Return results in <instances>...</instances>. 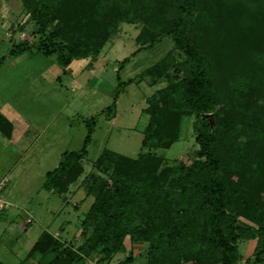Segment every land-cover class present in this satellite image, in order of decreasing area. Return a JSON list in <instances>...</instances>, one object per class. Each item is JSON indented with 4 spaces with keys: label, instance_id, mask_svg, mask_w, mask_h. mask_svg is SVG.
Here are the masks:
<instances>
[{
    "label": "trees",
    "instance_id": "1",
    "mask_svg": "<svg viewBox=\"0 0 264 264\" xmlns=\"http://www.w3.org/2000/svg\"><path fill=\"white\" fill-rule=\"evenodd\" d=\"M24 1L42 31L53 24L50 36L71 40L72 35H67L70 29L82 27L85 39H76L74 44L79 51L86 46L98 53L121 21H150L156 31L173 38L176 48L186 55L180 63L186 74L149 98L146 110L152 122L146 131V145L154 144L161 131L164 140L160 144L176 140L183 113L198 116L214 112L216 116L213 130L206 119L201 120L197 135L201 158L190 166L181 164L178 177H172L171 167L157 173L154 166H159L161 159L147 153L138 158L118 156L111 173L115 187L106 183L101 189H91L95 199L82 224L95 227L86 249L85 245L75 249L43 231L26 256L37 253L43 264H76L81 249L89 254L103 245L102 259L108 260L122 247L125 235L131 234L147 243V264H238L241 255L237 240L255 235L261 242L248 264H264V102H260L258 92L264 91V58L256 52L255 59L254 52L247 49L254 37L260 40L258 49H264V25L253 24V17L249 21L256 12L250 15L247 0ZM63 3L65 10L75 15L71 20L74 24L67 28L59 11ZM218 18L224 20V28L239 36L231 33L225 38L216 32ZM84 19L94 23L92 29L86 27L89 22ZM79 20L83 25L76 22ZM71 50L77 53L74 47ZM237 61L241 64L238 69ZM166 67L157 64L147 72L157 75ZM243 70L259 78L260 90L245 95L235 90L236 78ZM247 114L254 118L250 143L239 138L238 123ZM11 128V122L0 113L1 131L10 136ZM83 154L64 153L58 166L47 172L46 184L61 193L68 191L83 172ZM239 215L256 226L240 222ZM132 261L129 255L116 264ZM0 264L7 263L0 258Z\"/></svg>",
    "mask_w": 264,
    "mask_h": 264
},
{
    "label": "rangeland",
    "instance_id": "2",
    "mask_svg": "<svg viewBox=\"0 0 264 264\" xmlns=\"http://www.w3.org/2000/svg\"><path fill=\"white\" fill-rule=\"evenodd\" d=\"M246 3L250 15L256 12L249 21L253 17V24L264 25V2ZM65 8L64 3L59 5L67 28L74 24L71 20L75 15ZM76 22L83 25L82 20ZM89 23L86 27L92 29L94 23ZM52 25L42 31L24 0H0V113L12 124L10 136L0 129V258L7 264H43L37 253L26 256L43 231L75 249L88 243L95 226L85 228L82 220L95 199L91 189H101L106 183L115 187L111 173L120 154L138 158L147 153L160 158V165L154 166L157 173L171 167L172 177H178L181 164L190 166L201 158L197 153L201 120L209 122L210 130L216 127L214 112L198 116L183 113L177 138L171 144L159 143L164 140L160 135L163 131L156 134L154 144L144 143L152 122L146 110L149 98L186 74L180 65L185 53L150 21L119 22L98 53L86 46L80 51L75 47L76 39H85L82 27H72L68 40L50 36ZM216 25L214 29L222 37L231 33L239 36L224 28L221 18ZM248 42L247 49L254 52L255 59L256 52L264 58V49H258L260 40L254 37ZM157 64L167 65L166 70L157 75L147 72ZM240 65L237 61L235 67ZM250 74L243 70L236 78L235 90L240 94L261 89L259 78ZM227 91L234 94L231 89ZM258 92L262 103L264 91ZM248 115L238 124L240 140L250 143L254 118ZM69 151L84 152L80 159L83 172L68 191L61 193L49 187L45 179ZM237 219L256 226L244 215ZM260 242L255 235L241 236L237 240L241 255L238 264L254 259ZM146 247L145 241L126 234L122 247L110 259H102L103 245H99L89 254L81 249L75 263L116 264L132 255L128 264H147Z\"/></svg>",
    "mask_w": 264,
    "mask_h": 264
},
{
    "label": "built area",
    "instance_id": "3",
    "mask_svg": "<svg viewBox=\"0 0 264 264\" xmlns=\"http://www.w3.org/2000/svg\"><path fill=\"white\" fill-rule=\"evenodd\" d=\"M1 190V189H0Z\"/></svg>",
    "mask_w": 264,
    "mask_h": 264
}]
</instances>
